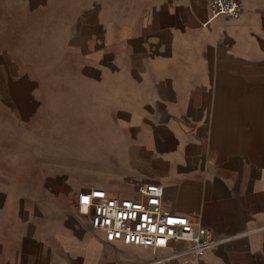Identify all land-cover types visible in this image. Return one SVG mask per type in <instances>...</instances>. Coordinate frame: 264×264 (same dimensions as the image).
<instances>
[{
  "label": "crops",
  "instance_id": "obj_1",
  "mask_svg": "<svg viewBox=\"0 0 264 264\" xmlns=\"http://www.w3.org/2000/svg\"><path fill=\"white\" fill-rule=\"evenodd\" d=\"M0 2V264H264V0ZM29 48L70 50L94 88L36 92ZM150 182L213 230L203 256L109 242L79 210Z\"/></svg>",
  "mask_w": 264,
  "mask_h": 264
},
{
  "label": "built area",
  "instance_id": "obj_2",
  "mask_svg": "<svg viewBox=\"0 0 264 264\" xmlns=\"http://www.w3.org/2000/svg\"><path fill=\"white\" fill-rule=\"evenodd\" d=\"M209 4L212 18L237 17L242 11V0H209ZM117 190L112 184L108 188H88L78 195L79 207L90 214L92 226L103 231L107 241H123L153 249L187 241L197 257L203 256L216 243L212 229L171 210V201L162 183L139 184L137 198L116 195Z\"/></svg>",
  "mask_w": 264,
  "mask_h": 264
},
{
  "label": "rangeland",
  "instance_id": "obj_3",
  "mask_svg": "<svg viewBox=\"0 0 264 264\" xmlns=\"http://www.w3.org/2000/svg\"><path fill=\"white\" fill-rule=\"evenodd\" d=\"M22 51L30 56L31 62L27 66V73L39 82V89L36 92H87L88 89L94 88L91 84L78 79L77 75L74 74L75 66L72 64L70 50L29 48ZM20 67L11 66L9 68L16 72L20 70ZM69 161H64L63 170L65 172L72 168V162ZM85 180L86 176L80 173L79 181ZM79 210L82 211L80 207Z\"/></svg>",
  "mask_w": 264,
  "mask_h": 264
}]
</instances>
